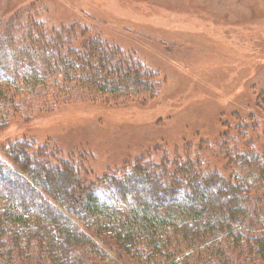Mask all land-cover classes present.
<instances>
[{
  "label": "trees",
  "instance_id": "trees-1",
  "mask_svg": "<svg viewBox=\"0 0 264 264\" xmlns=\"http://www.w3.org/2000/svg\"><path fill=\"white\" fill-rule=\"evenodd\" d=\"M0 3V129L35 98L53 108L73 87L155 92L158 75L89 23L55 24L34 4ZM262 92L256 104L264 112ZM258 121L229 126L235 131L215 141L211 165L202 138L94 179L73 159L13 139L0 158V264H229L231 252L264 262Z\"/></svg>",
  "mask_w": 264,
  "mask_h": 264
},
{
  "label": "rangeland",
  "instance_id": "rangeland-1",
  "mask_svg": "<svg viewBox=\"0 0 264 264\" xmlns=\"http://www.w3.org/2000/svg\"><path fill=\"white\" fill-rule=\"evenodd\" d=\"M12 1L14 10L34 4L51 23H89L158 78L154 93L73 87L53 108L43 96L35 98L31 110L11 115L0 129V158H7L13 139H30L35 148L92 170L94 179L156 148L202 138L210 145L202 143L201 156L211 165L215 141L237 123L259 120L255 144L264 139V112L256 104L264 94V0ZM229 255V264H264ZM179 264L203 263L184 258Z\"/></svg>",
  "mask_w": 264,
  "mask_h": 264
}]
</instances>
